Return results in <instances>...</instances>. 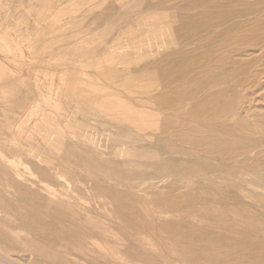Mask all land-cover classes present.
<instances>
[{
  "label": "rangeland",
  "instance_id": "1",
  "mask_svg": "<svg viewBox=\"0 0 264 264\" xmlns=\"http://www.w3.org/2000/svg\"><path fill=\"white\" fill-rule=\"evenodd\" d=\"M0 103V264H264V0H0Z\"/></svg>",
  "mask_w": 264,
  "mask_h": 264
},
{
  "label": "bare ground",
  "instance_id": "2",
  "mask_svg": "<svg viewBox=\"0 0 264 264\" xmlns=\"http://www.w3.org/2000/svg\"><path fill=\"white\" fill-rule=\"evenodd\" d=\"M231 84V83H230ZM210 89V88H209ZM215 91V90H214ZM209 92H210V90H209ZM27 94V93H26ZM13 95V94H12ZM18 97V96H17ZM16 98V97H15ZM19 99V98H18ZM25 99V98H24ZM210 99V98H209ZM20 100H21V98H20ZM22 101V100H21ZM20 101V102H21ZM27 101H29V100H27ZM23 102V101H22ZM26 102V101H25ZM211 102V101H210ZM200 103V102H199ZM199 103H197V104H194L195 105V107H196V105H199ZM203 103V102H202ZM205 103V102H204ZM207 103V102H206ZM1 104V103H0ZM27 104H31V102L30 103H27ZM32 104H33V102H32ZM202 106V105H201ZM32 107V106H31ZM194 107V106H193ZM204 107L206 108V106L204 105ZM27 108H29V107H27ZM34 108V107H33ZM197 108V107H196ZM199 108V107H198ZM32 109V108H31ZM28 109H26L25 111H27ZM193 110V109H192ZM204 110V109H203ZM194 111H197V112H199V110L198 109H196V110H194ZM200 111H202L201 109H200ZM206 110H204V111H202V113L203 112H205ZM27 113V112H26ZM89 113V112H88ZM95 113V112H94ZM192 113V112H191ZM200 113V112H199ZM89 114H92V113H89ZM196 114V113H195ZM23 115V114H22ZM201 115V114H200ZM27 116V115H26ZM92 116V115H91ZM90 116V117H91ZM96 116V113H95V115H94V117ZM97 116H99L98 114H97ZM197 116V115H196ZM195 116V117H196ZM202 116V115H201ZM99 117H102V116H99ZM123 117V116H122ZM127 118V117H126ZM191 118H192V116H191ZM97 119V118H96ZM102 119H103V117H102ZM195 119V118H194ZM104 120V119H103ZM119 120V119H118ZM106 121V120H105ZM239 122V121H238ZM243 122V121H242ZM51 123V122H50ZM108 123V122H107ZM125 124H126V122H125ZM124 124V125H125ZM175 124V123H174ZM59 125V124H58ZM109 125H111V124H109ZM117 125V124H116ZM50 126H52V125H50ZM61 126V125H60ZM15 127V126H14ZM13 127V128H14ZM53 127V126H52ZM59 127V126H58ZM216 127V126H215ZM12 128V129H13ZM87 128V127H86ZM94 128V127H93ZM113 128H115V127H113ZM125 128H127V129H129L128 127H126V125H125ZM191 128V127H190ZM193 128V127H192ZM214 128V127H213ZM242 128V127H241ZM253 128V127H252ZM48 129V128H47ZM49 129H51V128H49ZM63 129H64V127H60V129L58 130V132H59V134L60 133H62L63 132ZM115 129H117V128H115ZM126 129V130H127ZM195 129V128H194ZM203 129V128H202ZM220 128H218V130H219ZM121 130H123V129H121ZM190 130V129H189ZM191 130H193V129H191ZM190 130V131H191ZM212 130H214V129H212ZM221 130H223V129H221ZM226 130V129H225ZM17 131V130H16ZM51 131V130H50ZM65 131V130H64ZM111 131V130H110ZM120 131V130H119ZM131 131H134V132H136L137 131V129L136 128H133V130H127V132L129 133L128 135H125L124 137L123 136H120V137H122L121 139L123 140H121L120 141V139H117V137L119 138V135H111L110 136V138L112 139V140H116V141H114L113 143H112V145H111V149L113 148H116V147H122V146H128V147H130V146H132V145H134L135 143L136 144H138V142L141 144V142L143 143L146 139H144L146 136H139V135H137V134H135V135H133V133H131ZM187 131H188V128H187ZM193 131H195V130H193ZM227 131H229V130H227ZM227 131H222V133L223 132H227ZM231 131V130H230ZM229 131V132H230ZM238 131V130H237ZM242 131H244V130H242ZM247 131V130H246ZM246 131H245V133H246ZM248 131H250V130H248ZM71 132V131H70ZM176 132V131H175ZM215 132H217V131H215ZM231 132H233V133H235V131H231ZM251 132V131H250ZM249 132V133H250ZM260 132V131H259ZM66 133V132H65ZM68 133V132H67ZM119 133V132H118ZM178 133V132H177ZM186 133H188V132H186ZM197 133V132H196ZM195 132L194 133H192L193 135L194 134H196ZM240 133H242L241 131H240ZM245 133H243V138H244V136H246V134ZM258 133V132H257ZM145 134V133H144ZM189 134H190V132H189ZM231 134V133H230ZM229 133H228V135H230ZM54 135H58V133L56 134H53V136ZM178 135V134H177ZM180 135H182V137H184L185 135H188V134H185L184 132H181V134ZM191 135V134H190ZM204 135H206L205 133H204ZM203 135V136H204ZM218 135V134H217ZM239 135V134H238ZM248 135H250V134H247V136ZM254 135V134H253ZM256 135H258V134H256ZM16 136V135H15ZM80 136H82V135H80ZM235 136V135H234ZM259 136V135H258ZM190 137V136H189ZM191 137H192V135H191ZM198 137V136H197ZM197 137H196V139H194V138H189V139H191V140H189V139H187V137H185V139H187V145H185L186 146V148L187 149H190V151H191V149H197V147H199V145H201V144H204L205 146H206V144L209 146V145H211L210 143H212L213 144V146L211 145V147H202V148H200V150L202 151V152H204L205 153V155H207V156H211V155H213V154H215V155H219V156H226V155H229L231 152H232V150H230V149H227V150H229V151H223V152H221L222 151V147L224 146V145H227V143L225 142V140H223V139H220L219 137H217V136H215V135H213L212 133H210V134H208L207 136H204V137H201V139L200 140H197ZM200 137V136H199ZM232 137V136H231ZM236 137V136H235ZM240 137V136H239ZM254 137V136H253ZM260 137V136H259ZM262 137V136H261ZM259 138V139H262V138ZM82 138V137H81ZM237 138H238V136H237ZM257 138V140H258V137H256ZM178 139H181V137L180 138H178ZM177 139V140H178ZM225 139H227V138H225ZM246 140H247V138H245ZM245 139H243V140H245ZM248 139H250V138H248ZM54 140V139H53ZM88 140V139H87ZM118 140V141H117ZM182 140V139H181ZM246 140L244 141V142H246ZM96 141V140H95ZM120 141V142H119ZM183 141L185 142V140L183 139ZM251 141H253V140H251ZM49 142V141H48ZM50 142H52V141H50ZM148 142V141H147ZM82 143V142H81ZM182 143V142H181ZM183 144H185V143H183ZM235 144V143H234ZM252 142H250V140L246 143V145H245V147H243V149L244 150H242L243 151V156L244 155H247L248 154V147H252ZM64 145V144H63ZM89 145V147H91L92 149L93 148H97L96 146H98V145H94L93 143H89L88 144ZM87 145V146H88ZM47 146H48V144H47ZM56 146V145H55ZM65 146V145H64ZM229 146V145H228ZM254 147V146H253ZM262 148H264V147H262ZM261 148V149H262ZM112 149V150H113ZM129 149V148H128ZM187 149L185 150H183V151H185V152H188L189 153V151H187ZM256 149H257V147H256ZM260 149V150H261ZM97 150V149H96ZM126 150V152L124 151V150H121V151H115L114 153H112V155H113V157L115 156V153L116 152H119V155L121 156L122 155V153H127V149H125ZM131 150V149H130ZM223 150H226V149H223ZM259 150V149H258ZM98 151V150H97ZM101 151H99V153H100ZM174 152V151H173ZM185 152H181L182 154L184 153V154H186ZM220 152L222 153V155H220ZM129 153V152H128ZM101 154V153H100ZM103 154V153H102ZM101 154V155H102ZM117 154V153H116ZM159 154V153H158ZM21 155H23V154H21ZM28 155H29V153H28ZM128 155H131L130 153L128 154ZM134 155V154H133ZM196 155H198V154H196ZM134 156H136V155H134ZM151 156V155H150ZM156 156V155H155ZM190 156V155H189ZM129 157V156H128ZM115 158V157H114ZM132 158H133V156H132ZM153 158H154V156H153ZM156 158V157H155ZM229 158H230V156H229ZM152 159V158H151ZM129 160V162H131L130 161V159H127V161ZM225 160V159H224ZM155 161V160H154ZM157 161H158V159H157ZM127 164V163H126ZM130 164V163H129ZM137 164V163H136ZM141 165H143V164H141ZM168 165H170V162H168V161H166V162H164V167L165 166H168ZM133 166V165H132ZM180 166H182V165H180ZM186 166V165H185ZM184 166V167H185ZM140 167V166H139ZM219 168V167H222V166H220V165H218V164H216V163H214V162H212V163H209V164H206V168L207 169H213V168ZM170 169H171V167H169ZM177 168V167H176ZM187 168V171L189 172V171H191L192 169H195L193 166H190V165H188V167H185L184 169H186ZM189 168V169H188ZM201 168H203L202 166H201ZM200 168V169H201ZM55 169V168H54ZM168 169V168H167ZM170 169H169V171H170ZM178 170V169H177ZM176 170V171H177ZM180 170V169H179ZM181 171V170H180ZM171 172V171H170ZM176 173V172H175ZM177 173H180V172H177ZM49 174H50V172H49ZM51 174H53V173H51ZM174 174V173H173ZM55 175H57L56 173H55ZM257 176V175H256ZM260 176H262V175H260ZM263 176H264V174H263ZM222 178L224 179L225 178V175H222ZM261 178V177H260ZM263 179H264V177H263ZM263 181V180H262ZM82 183V182H81ZM262 188V187H261ZM263 198V197H262ZM264 199V198H263ZM12 256H13V254H12ZM15 256V255H14ZM26 260V259H25Z\"/></svg>",
  "mask_w": 264,
  "mask_h": 264
}]
</instances>
